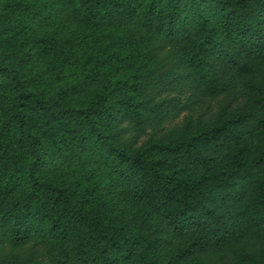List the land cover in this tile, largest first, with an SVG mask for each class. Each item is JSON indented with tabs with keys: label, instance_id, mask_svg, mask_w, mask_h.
<instances>
[{
	"label": "trees",
	"instance_id": "trees-1",
	"mask_svg": "<svg viewBox=\"0 0 264 264\" xmlns=\"http://www.w3.org/2000/svg\"><path fill=\"white\" fill-rule=\"evenodd\" d=\"M0 264H264V0H0Z\"/></svg>",
	"mask_w": 264,
	"mask_h": 264
}]
</instances>
